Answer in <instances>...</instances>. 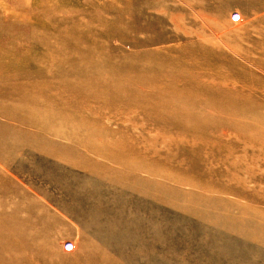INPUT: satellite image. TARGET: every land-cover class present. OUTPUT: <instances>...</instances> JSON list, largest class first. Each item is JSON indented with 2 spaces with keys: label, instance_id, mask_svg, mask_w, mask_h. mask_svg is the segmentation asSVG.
Returning a JSON list of instances; mask_svg holds the SVG:
<instances>
[{
  "label": "rangeland",
  "instance_id": "374dc122",
  "mask_svg": "<svg viewBox=\"0 0 264 264\" xmlns=\"http://www.w3.org/2000/svg\"><path fill=\"white\" fill-rule=\"evenodd\" d=\"M80 56L102 59L103 80L129 72L135 58L167 61L180 84L197 78L216 98L237 91L264 107V0H0V76L27 90L11 101L40 95L41 106L52 105L43 108L69 116L50 128L56 139L0 141L2 248L49 235L65 262L82 256L87 240L98 250L87 252L93 264H264V218L229 224L223 217L238 210L205 207L211 195L264 213L263 164L244 175L253 164L240 143L227 140L230 154L203 145L182 128L174 106L75 92L72 86L96 85L79 72ZM10 92L0 89V98ZM205 96L198 90L196 103ZM70 127L101 129L109 151H121V139L143 157L121 163L85 150ZM93 137L87 143L98 148ZM65 243L73 250L63 253Z\"/></svg>",
  "mask_w": 264,
  "mask_h": 264
},
{
  "label": "bare ground",
  "instance_id": "6f19581e",
  "mask_svg": "<svg viewBox=\"0 0 264 264\" xmlns=\"http://www.w3.org/2000/svg\"><path fill=\"white\" fill-rule=\"evenodd\" d=\"M55 55L57 54L54 53V56ZM147 55L150 54L147 53ZM79 58L82 59V62H80L77 66V68H79V72H88L91 76L92 82L94 84L96 83V85L92 90L82 86L81 88L78 86H72L71 88H74L75 92L76 89H78L89 95L93 92L94 95L99 93L103 94L104 99H107L112 95L118 100L126 103L132 102L134 99H139L140 101H148L149 103L157 102L174 106L177 110V113L174 116L180 120L184 130H191V134L195 140L202 141L203 145L210 144L216 149L224 147L229 154L232 152L233 147L227 142V140L231 139L232 142L240 143L244 151L243 158H249V164L251 163L254 165H247L244 167L242 169L243 174H254V168L257 169L256 164L261 162L263 166L259 169V171H261V174L264 175L263 106L254 104L251 99L248 100L242 93L237 91H233L234 98H216L212 93V90L206 89L197 78H192L180 84L179 81H177L178 79L176 74H173L170 71V66L167 61L152 63L150 60L151 63L147 64L143 63L138 58H135V62L130 65L129 72L124 73L119 77H111L103 80L100 77L101 73L105 70L102 59L100 60L98 59L99 57L96 58L89 56H80ZM123 63L127 65L125 62ZM109 66L112 71L113 69H115L114 71H117V67H114L111 64ZM164 68L169 69V71L159 70ZM121 72L122 68L118 73ZM12 77L13 76L11 75L0 76V89L11 91L10 93H4L0 98V116L3 117V120L0 121V128L3 130L0 131V141L9 137H14L17 134L20 135L17 138L23 137V140H28L29 138L32 140H40V138L46 139L49 134L56 136L52 137L53 139L58 138L59 135L57 134V131L50 128L56 126L59 122L67 123L69 121L68 114L58 113L59 111L55 109L48 111L49 108L47 110L43 108L50 107L51 109L52 105L51 102L48 101V105L41 106L39 99L43 97L40 95H36L33 98L30 97L29 99L22 101L20 98L19 100L21 102L18 103L12 102V94L25 96L27 93L26 89L20 88L13 82L11 83L13 80ZM144 88L147 89L146 92L142 91ZM218 88L221 89L223 93H226L225 89L220 87ZM198 90L205 91L208 95V97L205 96L200 102V104H204L203 106L196 103ZM167 92L168 95H165ZM49 96L51 95H48L47 97ZM47 99L50 100L49 98ZM210 104L216 108L214 114L212 115L209 114L210 110L208 105ZM82 121L83 120L79 118L76 122L80 123ZM71 122L69 124H71ZM70 128L71 129L67 131V133L72 135L73 140L76 142L78 147H82L85 150H90L91 148L93 152H96L101 149L105 155L111 159L121 160V163L130 157L135 158V156L138 155L139 157H143L140 151L131 149L126 141H122L121 139H117L120 143L119 145H121V151H109L106 148L108 143H104L103 141L106 132L101 129V132L91 131V133L90 131H84L77 134V131H73L72 127ZM19 130L21 132H19ZM82 135L85 138L84 142L80 141ZM93 135L101 139L97 140L100 142V144L97 145L98 148H95L93 145L87 143L91 138H94ZM93 141L95 140L93 139ZM101 143L103 144L101 145ZM14 150L15 148L13 151ZM93 169L95 171L96 167H93ZM227 171L229 172L230 169H226V172ZM257 172L258 171H256V173ZM239 175L238 171L231 173V179L234 181L236 180L237 182L243 180L241 178L242 176ZM210 181L212 180L210 179ZM157 185L161 186L162 184L158 183ZM218 186L223 187L224 184L219 183ZM226 190L231 189L228 187ZM205 199V207H232L240 212L239 216L232 214L231 216L228 215L226 218L223 217V220L227 223L230 221L235 222L238 219L243 218L244 224L246 222H250L252 218H258L260 220L264 218V213L255 211V207L251 204L248 205L246 203H239L238 201L233 202L230 200L214 198V196L212 197L211 195L206 196ZM231 222L229 224H231ZM238 230H240V228H238ZM29 241L32 243H29L27 247H19L11 244V246L2 248L0 245L1 264H23L25 259L28 260L26 261V264H93V259L95 258L91 257V255H87V252L98 251L97 248H95L90 242L82 240L81 246L84 249L83 255L75 257L69 262H65L57 255L56 238L44 235L41 237L30 238ZM62 249L63 253L72 251L73 246L70 243H65L62 245Z\"/></svg>",
  "mask_w": 264,
  "mask_h": 264
}]
</instances>
